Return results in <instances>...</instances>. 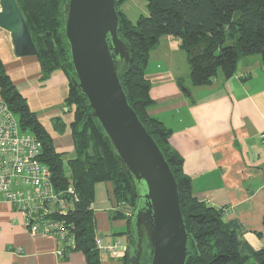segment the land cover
<instances>
[{
    "label": "trees",
    "instance_id": "trees-1",
    "mask_svg": "<svg viewBox=\"0 0 264 264\" xmlns=\"http://www.w3.org/2000/svg\"><path fill=\"white\" fill-rule=\"evenodd\" d=\"M126 1L115 0L121 21L120 35L132 49L131 69L122 84L131 107L161 149L178 183L190 237L186 264H249L251 260L264 264V248L255 251L246 243L245 229L239 221L226 220L224 209L218 210L193 196L191 180L183 172L184 160L169 143L171 132L148 113L152 104L151 85L145 73L150 53L163 37L180 40L189 57L191 83L197 87L211 84L219 73L226 79L233 78L249 59H260L264 67V0H146L147 14L136 22L122 11ZM65 2L17 0L37 49L40 81L47 82L57 71L68 78L69 93L64 108L65 111L74 108L75 112L71 123L74 156L67 158L65 152L57 151L53 138L30 110L27 99L15 87L1 60L0 94L20 131L41 142L40 159L50 169L56 191H67L72 186L78 196L79 202L67 218L73 223L75 239V247L68 252L82 251L87 264H101L92 209L96 187L101 183L111 184L110 193L117 208L113 219L126 218L128 224L130 217L123 208L134 207L135 193L101 126L90 116L87 99L74 85L75 72L63 27ZM194 49L200 53L193 55ZM57 122L61 124L59 119ZM142 255L143 244L141 258ZM150 259L151 256L144 264H150ZM124 264H129L127 255Z\"/></svg>",
    "mask_w": 264,
    "mask_h": 264
},
{
    "label": "crops",
    "instance_id": "crops-1",
    "mask_svg": "<svg viewBox=\"0 0 264 264\" xmlns=\"http://www.w3.org/2000/svg\"><path fill=\"white\" fill-rule=\"evenodd\" d=\"M131 2L127 0L122 11L136 22L147 14V2L138 6ZM0 60L26 99L31 94L42 96V87L55 88L60 94L57 105L64 107L69 93L65 74L57 71L42 83L37 58H18L11 34L1 27ZM190 71L180 40L163 37L145 69L151 85L148 113L171 132L169 143L184 160L193 196L224 209L226 220L239 221L245 229L243 239L259 251L264 248V67L260 59H249L233 78L219 73L211 84L200 87L192 85ZM57 76L59 84L53 83ZM68 113L57 119L71 121ZM111 189L109 183L96 187L92 205L96 243H119L128 249L127 219H113L117 208ZM63 247L54 236L29 234L23 214L0 195V264H87L82 251L57 256ZM99 251L101 264H124L127 255L120 250Z\"/></svg>",
    "mask_w": 264,
    "mask_h": 264
},
{
    "label": "water",
    "instance_id": "water-1",
    "mask_svg": "<svg viewBox=\"0 0 264 264\" xmlns=\"http://www.w3.org/2000/svg\"><path fill=\"white\" fill-rule=\"evenodd\" d=\"M62 8L74 85L87 99L90 116L101 126L134 186L135 205L124 208L131 212L128 262L139 264L146 237L150 264H186L190 237L178 183L122 84L131 69L132 49L120 35L115 0H67ZM0 27L11 34L18 58L37 56L17 0H0Z\"/></svg>",
    "mask_w": 264,
    "mask_h": 264
},
{
    "label": "built area",
    "instance_id": "built-area-1",
    "mask_svg": "<svg viewBox=\"0 0 264 264\" xmlns=\"http://www.w3.org/2000/svg\"><path fill=\"white\" fill-rule=\"evenodd\" d=\"M41 154V142L20 131L16 118L0 100V195L23 214L29 234L58 238L64 247L57 256L63 258L75 247L73 223L67 218L79 199L72 186L67 191H56L52 173L41 161ZM125 212L127 217L131 216L130 211ZM98 248L109 253L127 252L119 243L107 246L98 243Z\"/></svg>",
    "mask_w": 264,
    "mask_h": 264
},
{
    "label": "rangeland",
    "instance_id": "rangeland-1",
    "mask_svg": "<svg viewBox=\"0 0 264 264\" xmlns=\"http://www.w3.org/2000/svg\"><path fill=\"white\" fill-rule=\"evenodd\" d=\"M131 3H135V5H139L141 3H146V0H130ZM130 16L133 17L134 12L129 13ZM131 17V18H132ZM49 81V80H48ZM53 83L59 84L60 78L59 76L53 79ZM43 86V85H41ZM45 86V85H44ZM43 91L39 92L42 96L39 97V94L33 95L28 97L27 102L29 105L30 110L37 116L38 120L42 123L48 133L54 140L55 148L59 152H65L67 158H71L74 156V146H73V138L71 132V123L74 120V108H70L68 113L70 120L67 123L62 122L63 126H60L58 121L59 118H63V116H67L66 111L64 110L63 105H57V102H60L59 97V89L55 88H44L42 87ZM35 94V93H34ZM61 104V103H59ZM63 104V103H62ZM60 112L59 115L56 112ZM55 116V117H52ZM63 123V124H62ZM67 170V169H66ZM70 177V174H68ZM151 256V248L147 238L143 242V255L141 264H144L145 260H147ZM249 264H255L254 260H251Z\"/></svg>",
    "mask_w": 264,
    "mask_h": 264
}]
</instances>
